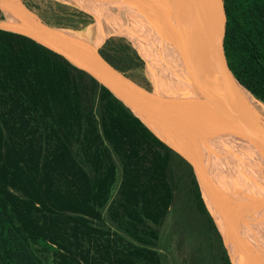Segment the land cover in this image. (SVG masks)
Instances as JSON below:
<instances>
[{"label":"trees","instance_id":"trees-1","mask_svg":"<svg viewBox=\"0 0 264 264\" xmlns=\"http://www.w3.org/2000/svg\"><path fill=\"white\" fill-rule=\"evenodd\" d=\"M221 2L228 67L264 104V0ZM185 210L231 264L191 167L86 73L0 31V264H42L28 240L80 264H163L161 231Z\"/></svg>","mask_w":264,"mask_h":264},{"label":"water","instance_id":"water-1","mask_svg":"<svg viewBox=\"0 0 264 264\" xmlns=\"http://www.w3.org/2000/svg\"><path fill=\"white\" fill-rule=\"evenodd\" d=\"M132 1L145 12L151 23L163 32L169 29L174 33L180 49L171 44L177 50L185 83L162 91L142 88L110 65L96 49L67 32L44 24L21 0H0L3 17L0 31L25 36L60 56L129 109L191 167L229 258L225 238L239 253L243 264H262L245 241L231 209L216 197L213 183L200 163L198 149L189 148L192 154H187L181 141L174 136L176 133L178 138L181 137L179 126L197 122L243 139L264 161V114L253 102L263 107L264 104L237 82L228 67L223 47L226 24L223 3L220 1L217 13L207 0Z\"/></svg>","mask_w":264,"mask_h":264},{"label":"rangeland","instance_id":"rangeland-1","mask_svg":"<svg viewBox=\"0 0 264 264\" xmlns=\"http://www.w3.org/2000/svg\"><path fill=\"white\" fill-rule=\"evenodd\" d=\"M21 1L26 6H28L37 16H39L41 21L47 26L63 32H67L79 42L93 49H96L99 54L104 53L108 55L112 59L114 65L116 64V67H122L124 69L123 74H125L142 88L149 91H162L172 87H176H168L161 73H156L154 71L152 72L151 69H149L147 63L142 59V52L140 50V47L134 41L129 40L123 36L109 37L107 35L103 36L102 38H97L98 36H96L94 33L93 23L94 20L98 17L93 15L90 11L106 13L110 8H115L117 6V4H114L113 0H71L72 2L70 0H67L66 3L59 0ZM207 1L210 3L211 7L217 13H219L221 0ZM107 2H110L111 5L108 6ZM6 15L7 14L4 15L5 18ZM2 20L3 17L0 18V21ZM96 41L97 43L95 44ZM180 132L181 137L179 138L177 137L176 133H174L175 139L181 141L187 154L191 155L192 153L189 151L186 145V132H183L181 128ZM219 132L221 134L222 140L225 142V144H228L227 147H232V149L230 148V151L228 153V166L230 165L229 167L244 171L245 176L247 175V173L254 172L253 165L257 169L259 180L257 182H253L255 185L253 184L254 186L251 190L255 199V203L260 204V202L263 200L261 199V196L264 197V161L260 156H258V154H256L254 150L252 153L253 155H255V157H257V163H255L252 153L248 150L243 151L244 146L242 142L239 145L238 143H236V139H233L234 142L232 140L230 141L229 136L227 139V136H224L223 131ZM241 152L242 154H240ZM234 156L238 157V159ZM233 160L235 163L233 162ZM118 176L119 174H117V177ZM228 177L225 181L224 193H220L213 184L216 197L227 206V196L233 202L236 200L240 206H244V203L248 200L249 195L247 194L245 187L241 183V177L238 176V173H234L232 175H229ZM254 208L255 210H257L256 206H254ZM178 213L172 212L169 215L161 231L159 240V252L162 255V263L223 264L219 249L216 245H210V242L207 239V229L205 225L200 221L198 215L187 212L185 210L182 212V215L181 213H179L181 216H183V221L179 224V220L175 218L176 216H179ZM216 222L218 224V221ZM28 244L33 255L42 264L81 263L77 261L76 249H74L72 246L68 247V245L61 240L57 241L53 245L45 244L42 241L32 242L30 240H28ZM225 246L228 249L232 263L235 264L233 262L230 251V243L226 238Z\"/></svg>","mask_w":264,"mask_h":264},{"label":"bare ground","instance_id":"bare-ground-1","mask_svg":"<svg viewBox=\"0 0 264 264\" xmlns=\"http://www.w3.org/2000/svg\"><path fill=\"white\" fill-rule=\"evenodd\" d=\"M59 1L64 3L67 2V0ZM113 2L117 4V6L115 8H110L106 13L90 11L93 15L98 17L93 23L94 33L98 36L97 38H102L107 35L109 37L123 36L134 41L140 47L142 59L147 63L149 69H151L152 72L161 73L168 87L179 86L185 83L177 60V50L175 51L172 45L175 44L176 47L180 49L176 44L178 41L174 33L169 31V29L163 32L161 28L151 23L145 12L132 0H113ZM107 4L108 6L111 5L110 2H107ZM6 19H9V16L6 15ZM96 43L97 41L95 44ZM181 50L183 51L184 49L182 48ZM253 104L264 114V107L262 105L256 102H253ZM180 128L183 132H186L188 149H198L200 163L205 168L209 180L220 193H224L225 181L229 175L238 173V176L241 177V183L249 195L248 200L245 201L244 206H240L236 200L233 202L227 196V203L241 226L245 241L251 246L254 254L264 263V197L261 196L263 200L260 204H256L251 190L255 185L253 182L259 180L257 169L253 165L254 174L250 172L247 173L248 176H245L244 171L229 167L230 165L228 166V153L232 147H227L228 144H225L222 140L219 130L205 127L197 122L185 123L179 126V129ZM223 134L227 136V139L229 136L230 141L236 139L237 142H235L239 145L242 142L244 146L243 151L248 150L252 153L255 150L249 143L236 135L227 133L226 131H223ZM255 152L258 154L256 150ZM240 154H242V152ZM252 156L255 163H257V157H255L253 153ZM258 156L260 155L258 154ZM235 158L238 159V157ZM254 206H256L257 210H255ZM230 251L233 262L235 264H243L241 256L231 245Z\"/></svg>","mask_w":264,"mask_h":264},{"label":"flooded vegetation","instance_id":"flooded-vegetation-1","mask_svg":"<svg viewBox=\"0 0 264 264\" xmlns=\"http://www.w3.org/2000/svg\"><path fill=\"white\" fill-rule=\"evenodd\" d=\"M2 16L0 15V18H1ZM262 264H264L263 262H262Z\"/></svg>","mask_w":264,"mask_h":264}]
</instances>
